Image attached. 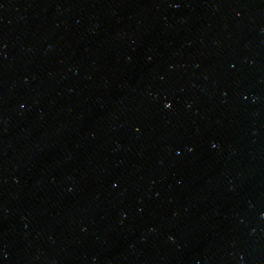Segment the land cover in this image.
<instances>
[{"label":"water","instance_id":"1","mask_svg":"<svg viewBox=\"0 0 264 264\" xmlns=\"http://www.w3.org/2000/svg\"><path fill=\"white\" fill-rule=\"evenodd\" d=\"M0 264H264V0H0Z\"/></svg>","mask_w":264,"mask_h":264},{"label":"snow or ice","instance_id":"2","mask_svg":"<svg viewBox=\"0 0 264 264\" xmlns=\"http://www.w3.org/2000/svg\"><path fill=\"white\" fill-rule=\"evenodd\" d=\"M165 107H169V105L168 104H165Z\"/></svg>","mask_w":264,"mask_h":264}]
</instances>
